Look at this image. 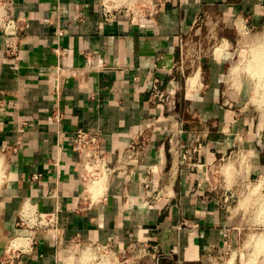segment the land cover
<instances>
[{"label":"crops","instance_id":"0c3cea01","mask_svg":"<svg viewBox=\"0 0 264 264\" xmlns=\"http://www.w3.org/2000/svg\"><path fill=\"white\" fill-rule=\"evenodd\" d=\"M263 24L264 0H0V264L30 233L15 264H230L264 182L254 88L232 64ZM78 130L100 133L96 179ZM31 206L58 229L19 230Z\"/></svg>","mask_w":264,"mask_h":264},{"label":"rangeland","instance_id":"374dc122","mask_svg":"<svg viewBox=\"0 0 264 264\" xmlns=\"http://www.w3.org/2000/svg\"><path fill=\"white\" fill-rule=\"evenodd\" d=\"M255 32L256 33L253 37H251L249 40L243 41L239 47L235 48L236 60L232 64V69H234L233 72H235V74H238V76L245 72L250 77L251 84L254 88V93L251 95H245L243 97L244 101H246V103L250 105L251 108L254 110L256 129L255 133L258 138L257 143L260 146H264V144H262L260 140V124L264 117V75H261V70L259 66L261 63V61L259 63V60L261 58H264V24ZM238 82L239 79L237 81V84ZM223 171H229L226 165L223 166ZM5 177L6 160L4 156L0 153V187L3 184ZM253 183V192L247 197L250 203V205L248 206H252V211L248 212V214L250 215V218L248 219L249 221L245 223L246 225H244L241 229L242 231L240 232L238 238L239 240L238 245L236 246L237 248L234 250L232 255H225L226 258L229 257L230 264H247V261H251L253 262V264H255L256 260H258L257 264H264V254H262L264 250L261 249L260 251L263 252H260L258 248H255L256 246L253 243V240L257 239L260 236H264V192H261L262 188H264V182L256 181ZM238 203L239 202L237 200L233 204V206H237ZM243 204L241 203L240 206L244 209ZM245 207L247 208V206ZM254 248L257 249L262 255L258 254V251L256 252ZM88 252L89 251L87 250L85 252L88 255L87 259L85 258V254L82 255V258L85 260V264H89L91 261L90 257L92 258L93 256L91 255V252H89L90 254ZM249 254H252V257ZM254 254L257 257H254ZM248 256H250V258ZM253 257L255 258V261H252L254 260ZM88 259L90 261L87 262ZM260 260H262V262Z\"/></svg>","mask_w":264,"mask_h":264},{"label":"built area","instance_id":"2783aa9c","mask_svg":"<svg viewBox=\"0 0 264 264\" xmlns=\"http://www.w3.org/2000/svg\"><path fill=\"white\" fill-rule=\"evenodd\" d=\"M154 97L160 103L167 101V96L162 88L156 86L154 88ZM100 133L90 130H78L75 133L74 151L78 153L81 163L89 171L91 179L99 177L100 171L107 166L104 155L101 152ZM201 152V147L198 145L195 148H185L181 152V166L189 165L192 168L199 166L200 162H196V155ZM136 153L135 147L128 152L127 158H132ZM197 153V154H196ZM236 196L230 194L228 202L234 204ZM17 226L21 231H30L33 233L50 232L58 229L57 220L53 214L41 212L35 207H29L22 211L17 222ZM24 234V233H23ZM35 245L34 234L20 235L13 239L5 252L2 259L3 264H15L24 255L30 254Z\"/></svg>","mask_w":264,"mask_h":264},{"label":"bare ground","instance_id":"6f19581e","mask_svg":"<svg viewBox=\"0 0 264 264\" xmlns=\"http://www.w3.org/2000/svg\"><path fill=\"white\" fill-rule=\"evenodd\" d=\"M260 61H261V63H260ZM259 63H260L259 66H260V70H261V75H262V74L264 75V58H263V59L261 58V59L259 60ZM263 130H264V117H263L262 122H261V124H260V132L263 131ZM103 176H104V175H103ZM102 178H103V177H102ZM102 178H101V179H102ZM104 180H105V179H104ZM104 180H103V181H104ZM99 181L101 182L102 180H99ZM93 182H94V181H93ZM100 182H98L99 184H97V183H96V184L93 183V184L96 185V186H95V185H94V186L97 187L96 190H100V189H98V186H97V185H101V186H102V184H100ZM94 186H92V189L94 188V190H95V187H94ZM89 187H90V186H89ZM102 189H103V188H102ZM94 190H92V191H94ZM90 191H91V190H90ZM92 191H91V192H92ZM93 194H94V195H96V194L98 195V194H101V193H98V192L95 191V193H93ZM253 241H254L253 243H254L255 246H256L255 248H258L259 251H260L261 249L264 250V236H260V237H258L257 239H255V240H253ZM251 245H252V244H251ZM255 248H254V250H256V252H257L258 250L255 249ZM251 250H252V247H251ZM254 250H253V252H254ZM259 251H258V254H260V255L264 254L263 251H260V252H263L262 254L259 253ZM84 253H85V252H84ZM88 253H89V252H88ZM89 254H90V253H89ZM256 254H257V253H256ZM258 254H257V255H258ZM85 255H86L85 258L87 259L88 255H87L86 253H85ZM249 255H250V254H249ZM254 255H255V254H254ZM260 255H259V256H260ZM250 256L252 257V254H251ZM250 256H248V257L250 258ZM89 257H90V255H89ZM254 257H257V256L255 255ZM254 257H253V258H254ZM262 257H263V256H262ZM90 259H92V258L90 257ZM251 259H252V258H251ZM257 259H258V258H257ZM263 259H264V258H263ZM83 261H84V260H82V262H83ZM88 261H90V260L88 259L87 262H88ZM252 261H255V258H254V260H252ZM260 261L262 262V260H260ZM257 262H258V260H256L255 264H257ZM261 262H259V263H261ZM83 263H84V262H83ZM249 263H252V264H253V262H251V261H247V264H249ZM261 264H262V263H261Z\"/></svg>","mask_w":264,"mask_h":264},{"label":"water","instance_id":"95a60500","mask_svg":"<svg viewBox=\"0 0 264 264\" xmlns=\"http://www.w3.org/2000/svg\"><path fill=\"white\" fill-rule=\"evenodd\" d=\"M260 140L264 144V130L260 132Z\"/></svg>","mask_w":264,"mask_h":264}]
</instances>
